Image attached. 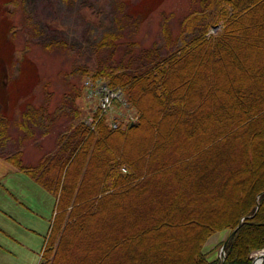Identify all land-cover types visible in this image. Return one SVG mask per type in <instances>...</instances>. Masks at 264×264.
<instances>
[{
	"label": "trees",
	"instance_id": "trees-1",
	"mask_svg": "<svg viewBox=\"0 0 264 264\" xmlns=\"http://www.w3.org/2000/svg\"><path fill=\"white\" fill-rule=\"evenodd\" d=\"M120 1L116 0L121 16L117 12L113 28L109 26L105 29L94 43L96 53L102 54L103 57L100 62L102 66L100 65L91 77L103 75L108 77L111 85L122 87L131 104L140 112V120L121 129H111L106 123L99 125L97 130H91L84 119L78 122L75 118L76 121L69 125L74 128L66 131L67 134L59 139L64 147L49 154L38 166L23 164V158L19 156L21 151L17 153V157L16 154L8 157L13 159L12 162L14 161L19 169L29 172L44 188L58 195L57 213L52 220L40 264H58L62 257L67 259L64 264H73L76 252H82L83 256L87 257L84 259L91 261L90 252L100 248L102 264H109L110 261L113 264H124L131 252L123 250L132 245V234L129 231L134 229L135 222L136 225H145L138 227L139 233L144 235V231L154 229L163 207L155 203V195L146 197L148 199L143 198L145 205H135L132 216L128 213L121 214L122 216L109 214L105 205L113 200L124 199L128 194L143 189L146 191L149 186L158 188L153 189L156 195L163 190V182L170 172L165 170L161 175L154 176L152 171L161 157V149L165 147L161 131L167 126V118L183 119V128L198 127L209 115H215V119L217 108L230 105L226 98H234L239 94V89L245 90L252 99L254 92L262 91L253 84L264 82V0H192L191 8L183 16L181 29L177 34L174 35L172 26L165 23L163 44L155 42L151 47H144L132 41L123 47V55L119 53V41L125 36L126 26H130L137 34L141 21L137 18L131 19V15L126 14ZM219 24L223 26L221 32L212 33L211 30ZM40 33L37 32L36 35ZM8 64L12 66L13 63L9 60ZM10 67L6 66V69L11 70ZM236 73L240 74L238 85ZM248 82L253 83L251 88ZM253 100L255 109L244 114L246 117L248 114H257L260 112L258 108L264 106V103ZM209 104L215 109L207 110V115L203 116L202 112ZM220 104L222 106H219ZM151 107L159 108V112L154 116L155 129L151 139L141 145L143 153L139 154L140 156L131 155L128 153V141L138 133H144L146 116ZM35 111L34 114L30 102L22 105L21 115L25 119V130L28 134H34L30 123L45 127V113L42 114L37 109ZM230 116L231 113L221 116L226 127L218 130L210 140L194 141L191 145L189 143L186 149L179 148L174 151L180 163L176 167L177 171L197 168L198 173H195L197 175L193 178L192 187L198 188L203 183H208L220 173L221 166L233 164V161L238 159L239 155H234L233 151H236V146L242 148L239 142L243 133L236 131H239L240 125L247 118L227 121ZM6 119L8 118L0 113V140L7 138L10 122ZM231 130L233 134L225 136ZM176 133L175 130L174 134ZM261 133L264 134V129ZM176 140L182 138L178 137ZM204 148L206 150L203 153L201 150ZM216 148L221 152L217 157L213 155ZM198 150L205 157H202ZM241 150L246 168L254 166V149L247 145ZM181 163L185 165L182 167ZM124 167L127 169L125 172ZM240 167L241 165L237 164L232 168L227 178L234 176V172L242 171L238 169ZM262 180L264 181V177ZM132 183L134 184L130 187L125 185ZM223 185L224 182L221 186ZM124 188L127 189L123 190ZM144 192L140 196H143ZM195 192H190L189 195ZM252 193V198L249 196L247 199L241 192L243 206L233 217L202 228L190 252L192 264H251L250 254L264 247V238L242 246L240 251L238 246L246 230L263 227L260 222H264V183ZM174 202L169 203L166 210L170 211ZM194 214L192 212L184 219ZM100 220L104 223L102 240L93 244L89 251L79 250L77 238L83 231L90 230L92 222ZM241 220V228L233 234L226 246L225 258L219 262L217 259L210 261L203 252L206 238L221 229L235 228ZM196 223L188 220L184 227L194 228L199 225ZM147 226L151 228L147 229ZM84 259L82 258L81 264Z\"/></svg>",
	"mask_w": 264,
	"mask_h": 264
},
{
	"label": "rangeland",
	"instance_id": "rangeland-1",
	"mask_svg": "<svg viewBox=\"0 0 264 264\" xmlns=\"http://www.w3.org/2000/svg\"><path fill=\"white\" fill-rule=\"evenodd\" d=\"M120 2L126 14L131 15V19L137 18L141 21L137 34L136 31L131 30L130 26H126L125 36L119 41L121 55L125 51L123 47L132 41L144 47H151L155 42L163 44L165 23L172 26L174 35L177 34L181 29L183 16L189 12L192 4V0H121ZM117 12L121 16L122 13L118 9L116 0H0V113L10 122L7 138L0 140L1 158L14 164L13 159L8 157L14 154L17 157L19 155L17 153L21 151L19 156L23 158H21L23 164L38 166L49 154L64 147L59 139L67 134L66 131L74 128L69 127L71 122H75L76 119L78 122L83 119L86 122L91 121L94 113L92 110H95L93 106L98 102L99 96L89 97L86 82L97 72L99 66H102L100 62L103 57L102 54L96 53L94 43L105 29L109 26L113 28V20ZM222 27V24H219L211 32H221ZM37 32L41 33L36 35ZM9 60L12 61V66L8 64ZM6 66L7 68L11 66V70H7ZM235 76L237 84L240 74L236 73ZM99 78L102 79L103 86L108 84V77L105 78L102 75ZM254 85L262 91L254 92L253 99L262 104L264 103V82L259 81ZM245 94V90L239 89V94L234 98H226V101H230L231 104L217 108V117L214 119L215 115L214 117L207 116L203 124L198 127L183 128V119L167 118V126L161 129L165 147L161 149L163 150L161 157L152 171L154 176L161 175L165 170L170 172L163 182V190L156 195L153 190L156 187L149 186L146 191L143 189L128 194L124 199L113 200L108 205L106 203L107 212L116 216L126 213L132 216L135 205H145L142 199L152 195H155V203L163 207V211L160 212L161 216L159 215L160 219L153 230L144 231L143 235L139 233L138 227H145V225H136L135 222L134 229L129 231L132 234L130 238L132 245L123 250L131 252L126 258V264H192L190 252L202 228L233 217L243 206L241 192L246 195L247 199L250 198L249 196L252 198V192L264 183L262 180L264 177V134L261 133L264 129V106L258 108L260 112L257 114H248L246 117L244 114L254 110L255 107L254 100L250 95L245 96ZM126 98L127 95L123 92L122 104L112 103L107 109L108 113L106 112L109 118L106 121L96 119L98 126L110 121L120 123L122 128H125L129 124L138 122L141 114L137 109L134 113L131 111L128 101L126 105ZM25 102L32 103L34 114L35 109L42 114L45 113V127L30 123V129L34 128V134H28L25 130V119L21 115L22 105ZM214 109L212 104L207 105L202 112L203 116L207 115V110L214 111ZM90 111L92 113H89ZM157 112H159L158 107H151L148 110L144 133L140 132L128 141L129 154L143 153L141 145L143 146L151 139L155 129L154 116ZM230 113L232 116L227 121H236L241 117L247 118L236 132L243 133L239 142L242 148L250 145L254 149L256 164L251 168H246L241 156L242 148L236 146L237 149L234 148L236 151L233 152L234 155L239 156L233 164L221 166L220 173L208 183H203L198 188L192 187L193 178L197 175L195 173H198L197 168L177 171L176 167L180 163L174 151L179 148L186 149L189 143L192 144L191 142H205L213 138L218 130L226 127V124L222 123L221 116H227ZM133 116H135V121L128 122L127 117ZM175 130L176 134H174ZM227 134L232 135V130L225 136ZM178 137L182 140H176ZM205 150L204 148L201 151ZM201 151L200 154L205 157L204 152ZM219 152L216 148L213 155L217 157ZM237 164L241 165L238 169L242 171L234 172V176L228 179L229 171ZM181 165L183 167L185 163ZM101 178L102 174L99 179ZM223 182L224 185L221 186ZM133 184L125 185L130 187ZM143 192L144 195L140 196ZM190 192L195 193L189 195ZM172 201L175 202L171 204L170 211L166 210ZM192 212L195 214L184 219ZM188 220L189 222L196 221L199 225L194 228H185L184 224ZM260 223L263 227L250 228L244 232L240 239V246H238L239 251L242 250V246L264 238V222ZM103 224L102 220L92 222L90 230L83 231L76 241L79 250L89 251L93 244L102 240ZM239 224L240 222L233 229H221L206 238L203 243V252L210 261L217 259L219 262L225 258L226 255L222 256L226 250L223 251V245L235 229H237L236 233L241 228L242 225L239 227ZM49 233L50 230L48 235ZM90 254L91 261L88 260V262L84 259L87 257L83 256L82 252H76L74 260L72 259L73 264H81L82 258L85 260L83 264H102V248ZM65 260L67 261L65 257L60 258L58 264H64ZM109 264L113 263L110 261Z\"/></svg>",
	"mask_w": 264,
	"mask_h": 264
},
{
	"label": "crops",
	"instance_id": "crops-1",
	"mask_svg": "<svg viewBox=\"0 0 264 264\" xmlns=\"http://www.w3.org/2000/svg\"><path fill=\"white\" fill-rule=\"evenodd\" d=\"M55 198L0 157V264H40Z\"/></svg>",
	"mask_w": 264,
	"mask_h": 264
},
{
	"label": "bare ground",
	"instance_id": "bare-ground-1",
	"mask_svg": "<svg viewBox=\"0 0 264 264\" xmlns=\"http://www.w3.org/2000/svg\"><path fill=\"white\" fill-rule=\"evenodd\" d=\"M216 27V26H215ZM214 27V28H215ZM213 28V29H214ZM93 78H95V79H97L96 77H93ZM89 79H91V77L89 78ZM88 81V80H87ZM108 86L111 88V89H113L114 91H115V93H116V95L113 97V100H112V103H121L122 104V102H121V100H122V93L124 92L125 93V91L122 89V87H119V86H113V85H111L109 82H108ZM87 89V88H86ZM87 91H89L88 89H87ZM126 94V93H125ZM128 101V103L130 104V109L131 110H136V108L131 104V102L129 101V99L128 98H126V102ZM101 105V103L98 101L94 106H93V108H95V110H92V112H94L93 113V116H92V119H91V121H89V122H87L86 124H87V126H89V128L91 129V130H97L98 129V118H100V119H102V120H104V121H106L109 117H108V115H106L107 113H106V111H100V108H99V106ZM91 111L89 112V113H92ZM88 113V114H89ZM96 119L98 120V121H96ZM107 124L109 125V128H111V129H121L122 128V126H121V124L120 123H118V124H116V123H114V122H107ZM125 169V170H124ZM123 170L124 171H127V169L124 167L123 168ZM49 191V190H48ZM51 192V191H50ZM52 193V195L54 196V198H55V206H54V210H53V214H52V219H54V217L56 216V213H57V202H58V195L57 194H55V193H53V192H51ZM226 249V246L223 248V251ZM264 249V248H263ZM223 255H226V253H225V251L222 253V256ZM250 261H251V264H264V250H256V252L255 253H252V255H250ZM221 264H223V263H221Z\"/></svg>",
	"mask_w": 264,
	"mask_h": 264
},
{
	"label": "built area",
	"instance_id": "built-area-1",
	"mask_svg": "<svg viewBox=\"0 0 264 264\" xmlns=\"http://www.w3.org/2000/svg\"><path fill=\"white\" fill-rule=\"evenodd\" d=\"M91 80V81H90ZM86 82V88L89 90L88 95L89 97L97 98L96 96H99L98 101L101 103L99 106L100 111H108L107 109L112 104L113 97L116 95L115 91L111 89L108 84L106 86H103L102 79H90ZM127 105V102H126ZM130 108V104H129ZM133 113L135 110H131ZM108 113V112H107ZM128 122L135 121V116L133 117H127ZM125 170V169H124Z\"/></svg>",
	"mask_w": 264,
	"mask_h": 264
},
{
	"label": "water",
	"instance_id": "water-1",
	"mask_svg": "<svg viewBox=\"0 0 264 264\" xmlns=\"http://www.w3.org/2000/svg\"><path fill=\"white\" fill-rule=\"evenodd\" d=\"M242 223H243V221H240L239 227L242 225ZM236 230H237V229H235V230L231 233V235L228 237L226 243L223 245V248H224V247L226 246V244L229 242V240L231 239V237L233 236V234L235 233ZM262 250H264V249H261V251H262Z\"/></svg>",
	"mask_w": 264,
	"mask_h": 264
}]
</instances>
